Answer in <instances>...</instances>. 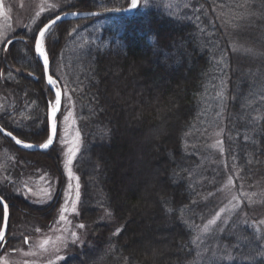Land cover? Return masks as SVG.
Segmentation results:
<instances>
[{"label": "trees", "instance_id": "obj_1", "mask_svg": "<svg viewBox=\"0 0 264 264\" xmlns=\"http://www.w3.org/2000/svg\"><path fill=\"white\" fill-rule=\"evenodd\" d=\"M130 3L69 0L38 26L66 10ZM167 3L139 0L130 13L62 20L45 34L50 72L79 115L78 220L91 244L74 246L58 264H195V236L215 212L228 172H238L237 186L264 193V0ZM107 15L115 21L97 27ZM34 33L0 54V92L16 99L0 112V125L41 144L55 95L35 56ZM45 174L62 184L56 143L26 150L0 132V196L9 208L0 258L16 250L22 223L54 217L56 200L35 205L18 192ZM3 216L0 202V232ZM227 240V250L217 252L230 259L211 254L199 264H264V235L248 224Z\"/></svg>", "mask_w": 264, "mask_h": 264}, {"label": "rangeland", "instance_id": "obj_2", "mask_svg": "<svg viewBox=\"0 0 264 264\" xmlns=\"http://www.w3.org/2000/svg\"><path fill=\"white\" fill-rule=\"evenodd\" d=\"M68 1L69 0H0V51L4 43L9 40V37L16 33L23 30L28 34L31 31L34 33L39 30L41 26L39 27L38 25L41 18L44 15L52 14L63 9ZM165 1L168 2L167 4L169 6L175 7L180 0ZM127 8L129 9L130 5ZM107 16L97 20L95 25L100 27L115 21L112 16ZM35 29L37 30L35 31ZM19 36H21L20 33ZM72 45L73 44H71L70 48L68 47L66 49V56H70L71 52L74 50ZM45 53L48 57L46 48ZM57 72L60 78L64 80L61 72ZM54 86H56V84ZM62 88L63 100L56 118V139L54 142L61 152L64 172L62 184L58 186V181L56 179L46 177L47 175L45 174L40 177L26 179L18 190L20 194L35 205L48 204L56 200L57 197V211L52 220L45 225H41L35 222V220L22 223L20 229L16 230L17 235L15 234L16 232H13L16 236L21 237L16 250L12 253L9 252L4 254L0 258V264H58L65 259L67 255L73 253L72 248L74 246L78 245L81 247L84 244L91 245L88 241L89 232L86 226L78 220L80 179L74 168V162L82 146V136L78 126L79 115L69 89L63 85ZM11 100L16 101L15 98L12 97L10 99L0 92V112L6 108V105ZM55 101V96L50 99V103L53 106H55ZM69 112H71V116L68 121L65 122L64 118ZM77 132L80 134L79 151L71 165L74 176L70 178L65 168V153L67 148L71 146L70 142L75 139ZM47 139L48 137L41 144L45 143ZM214 144L219 146L217 140L214 141ZM76 177H78V181ZM235 177L238 178V172L235 170H230L225 176L219 195L215 197V212L197 231L195 243L198 256L196 255L197 259L194 262L195 264L202 263L204 261L203 257L211 254L212 257H215L214 259H224V257L225 259H230L228 251L227 254H223V252L227 250V239L234 234L236 228L240 225L248 224L256 233L264 235V214L262 212L259 214V212L255 210V207H262L264 203V193H258L255 190L248 189V187H245L243 184L237 186ZM229 181H231V183H229ZM77 183L79 184V189H77ZM77 191L79 192V197H77ZM49 194L51 195V199L48 198ZM73 200L77 201L75 212L71 211ZM62 207L68 209V211L64 213L66 217L65 220H60L59 218ZM110 220L111 219H107V221ZM81 224L84 225L83 228L78 227V225ZM72 232H76L77 234L75 241L72 239ZM57 237L65 238V243L63 245L57 242L56 248L59 249L58 251L53 247V241H56ZM45 241H47V243H45ZM219 247L225 250L218 253L217 249ZM58 256L63 257V259H57ZM93 262L96 264L95 259L92 263Z\"/></svg>", "mask_w": 264, "mask_h": 264}, {"label": "snow or ice", "instance_id": "obj_3", "mask_svg": "<svg viewBox=\"0 0 264 264\" xmlns=\"http://www.w3.org/2000/svg\"><path fill=\"white\" fill-rule=\"evenodd\" d=\"M138 6V0H132V3L130 5V9H136ZM75 14V13H74ZM61 18L59 16L56 17V20H52V21H49L47 24L44 25L43 28L40 29V32H39V35L37 36L36 38V41H35V51L36 53L38 54V56L40 57H43V63H44V68H45V73L47 74V69H48V57L45 53V48H44V37H45V33L46 31L49 29V27L51 25H54L56 24L57 21H59ZM47 83L49 85H55L56 84V81L52 78V76L50 75H47ZM60 103H61V93L59 90H56V101H55V106L51 107V116H55L56 112L58 111L59 107H60ZM71 116V112H69V114L67 116H65V122L68 121L69 117ZM55 131H56V127H55V123L53 122L52 124V134L49 135L47 141L43 144H41L39 147L41 149H47L52 143H53V138H54V134H55ZM9 136H11L12 134L11 133H8ZM79 132L76 133V137L73 141L70 142L71 146L67 148V151L65 153L66 155V160H65V168L67 170V175L70 177V178H73L74 174L72 172V168H71V165L73 163V160L74 158L77 156V153L79 151ZM14 140H16V143L17 144H22V142L18 139H16L15 137H13ZM62 142H66V141H62ZM23 147H26V148H30V147H33V145L31 144H23L22 145ZM77 181H78V177H76ZM229 183H231V181H229ZM71 187V186H69ZM77 189H79V184L77 183ZM77 197H79V192L77 191ZM49 199H51V195L49 194L48 196ZM76 203L77 201L76 200H73L72 201V208H71V211L72 212H75L76 211ZM8 206L7 204L4 205V214H5V218L7 217V214H8ZM68 211V209L66 207H62L61 210H60V220H65L66 217L64 215V213ZM78 227L80 228H83L84 225H78ZM66 231V230H65ZM120 230L118 229L117 232H119ZM72 239L73 241L76 240L77 238V234L76 232H72ZM57 242H59L60 244H64L65 243V238L64 237H57L56 238V241H53V247L56 248V244ZM45 243H47V241H45ZM43 247V245H42ZM56 250L58 251L59 249L56 248ZM57 259H63V257H57Z\"/></svg>", "mask_w": 264, "mask_h": 264}, {"label": "water", "instance_id": "obj_4", "mask_svg": "<svg viewBox=\"0 0 264 264\" xmlns=\"http://www.w3.org/2000/svg\"><path fill=\"white\" fill-rule=\"evenodd\" d=\"M138 4H139V0H138ZM134 10L135 9H130V8L129 9L128 8L127 9L126 8H124V9L106 8V9H97V10H66V11L60 12V13L52 16L51 18H49L40 27V29L43 28L44 25L47 24L49 21L56 20V17L57 16H59L61 18L59 21H62V20H70V19L84 18V17L98 16V15H105V14L130 13V12H132ZM51 26H53V25H51ZM40 29H39V31L37 33V36L39 35ZM37 36H36V38H37ZM35 41H36V39H35ZM34 53H35V56L37 57V59L43 65V69H44V79H45L46 84L50 87V89L54 93L55 97H56V90H59L60 93H61V103H60V107H59V109L56 112V114H55L54 117L51 116V107H50V105L52 107H54V106L51 103H49L48 108H47V127H48V133L50 135V134H52V124H53V122L55 123V127H56V118H57V115H58V113L60 111V108H61L62 98H63V90H62V87L60 86L59 82L55 79V77L50 72V62L49 61H48L49 63H48L47 74L45 73V68H44V63H43V57L38 56V54L36 53V51H35V43H34ZM47 75L52 76V78L56 81V86L49 85L47 83ZM0 132L3 133L4 135L8 136L15 143H16V140H14L13 137H15L16 139L20 140L16 135H14L12 132H10V131L6 130L5 128H3L1 125H0ZM8 133H11L12 135L9 136ZM55 139H56V131H55V134H54L53 143L47 149H41L39 147L40 144H36V143H32V142H24V141H21V140L20 141L22 142V144H18V145L21 148L26 149V150H41V151H45V150H48L54 144ZM23 144H31V145H33V147L26 148V147H23L22 146ZM0 202H1V204L3 206V209H4V205L7 204V202L1 196H0ZM7 206H8V204H7ZM7 211H8L7 217L5 218V214L3 216V224H2V228H1V232H0V242L4 238V236L6 235L7 230H8L9 208L7 209Z\"/></svg>", "mask_w": 264, "mask_h": 264}, {"label": "flooded vegetation", "instance_id": "obj_5", "mask_svg": "<svg viewBox=\"0 0 264 264\" xmlns=\"http://www.w3.org/2000/svg\"><path fill=\"white\" fill-rule=\"evenodd\" d=\"M38 31H39V30H37V31L35 32V39H36V36H37ZM19 33H20L21 36H19ZM24 33H25V31L22 30V31L16 33L15 35L9 37V40H7V41L4 43V45H3V47H2V50L0 51V54H1L3 51L7 50V49L9 48V46H10L13 42H15V41H24V40H26V35H24ZM34 43H35V42H34ZM28 75H29L31 78H33L34 80L37 79V76L34 75V74H32V73H29ZM49 103H50V102H49ZM49 103H48V105H49ZM47 108H48V107H47ZM57 199H58V198L56 197V200H57Z\"/></svg>", "mask_w": 264, "mask_h": 264}]
</instances>
